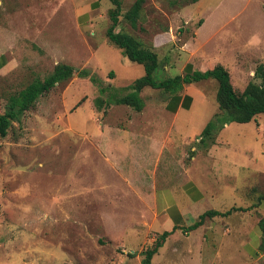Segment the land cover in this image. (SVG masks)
<instances>
[{"label":"rangeland","instance_id":"rangeland-1","mask_svg":"<svg viewBox=\"0 0 264 264\" xmlns=\"http://www.w3.org/2000/svg\"><path fill=\"white\" fill-rule=\"evenodd\" d=\"M118 1L114 31L130 34L156 54L157 81L188 73L182 71L188 63L200 72L220 65L235 91L242 92L255 68L264 64V0H199L183 7L169 0H145L133 28L124 15L135 0ZM114 9L110 0H0V56L7 62L0 70V114L8 111L10 97L47 78L57 64L75 70L0 137V264H140L141 253L163 233L156 230V235L149 225L152 213L145 199L152 176L145 171L134 182L106 161L105 125L125 129L128 116L137 113L114 100L131 94L134 81L145 74L143 65L126 61L106 36L108 12ZM164 33L153 48L154 37ZM80 71L88 76L77 77ZM217 86L212 78L187 84L193 109L180 114L170 139L197 145L200 126L204 129L220 114ZM161 93L146 87L138 95L154 119L159 114L151 109L163 105ZM165 122L155 126L156 133L164 135ZM228 125L227 130L220 125L213 139L256 140L264 152V114L246 124ZM256 153L260 156L259 148ZM122 171L128 173L127 168ZM244 172L226 178L225 186L231 183L237 191L222 187L218 211L249 203L253 194L243 186L254 178L245 180ZM231 215L241 218L245 213ZM220 217L204 220H211V233L218 225L225 237L233 224L227 216ZM187 232L185 228L174 239L170 232L151 264H237L234 256L225 259L227 246L218 249L208 231L203 237L192 233L191 238Z\"/></svg>","mask_w":264,"mask_h":264},{"label":"crops","instance_id":"crops-1","mask_svg":"<svg viewBox=\"0 0 264 264\" xmlns=\"http://www.w3.org/2000/svg\"><path fill=\"white\" fill-rule=\"evenodd\" d=\"M86 8L89 9L90 7ZM205 22L206 20L203 19L196 32V41L205 26ZM166 35L164 33L154 37L151 42L152 47L155 48L160 38ZM6 65L7 62L4 56L1 55L0 70L5 68ZM215 66L208 70L213 69ZM193 68L188 63L185 64L182 71L187 70L190 72L193 71ZM186 87L187 84L183 85V88L176 94L162 91L163 93L158 96V99L164 101L163 105L151 109L154 110V114H159L155 119L142 108L140 112L135 111L137 113L128 116L129 119L124 123L125 129L112 127L107 123L105 125L108 131V140L105 144L106 161L113 163V169L120 176L134 182L137 177L145 175V171H148V176L153 178L150 187L151 192L145 199L150 205L152 213V220L149 223L150 228L155 230L156 235L158 234L156 230L160 229H162V232H172L169 238L173 239L177 238L185 228L187 229L196 223L202 214L207 211H218V198L220 192L223 191L222 187H232V191H237V187L231 183L225 186V180H228L226 178L233 180L235 175L242 172V170L245 171L243 178L246 180L252 177L254 180H247L243 189L253 194V196L247 200L249 203L243 207L230 208L244 209V211L234 212L245 213L244 217L241 218L227 216L229 222L233 224L231 231L227 229L226 236H220L219 232L223 230L216 225L213 233H211V220H203L198 228L187 233L190 238L192 233L195 232H200L199 236L203 237V234L208 231L209 237L215 239L214 241L218 243V249L221 250L222 247L224 251L225 246H227L224 254L225 259L228 256H234V258H237V264H264V251L259 250L261 231L258 227L259 219L257 218V214L264 216V160H261V157L264 156L263 145L258 144L256 140L254 142L245 140L246 143H243V140L216 137L213 139V143L205 147L200 144L190 146L189 141L182 138L178 140L170 139L171 132L179 127L176 121L179 119L180 114L182 112L190 113L193 109L194 100L187 94ZM161 120L166 121L164 124L168 126L164 131V135L162 132H155V126H161L159 123ZM168 121L170 123L167 125ZM200 127L199 135L203 130L202 126ZM228 128L229 125L225 124L224 129L227 130ZM110 129L113 134H110ZM178 135L184 137L181 133ZM199 140L200 137L196 143ZM257 148L260 150V156L256 153ZM114 153L116 156H114ZM163 160L166 163L162 165ZM124 168L128 169L126 175H122V169ZM227 175L229 176L227 177ZM257 177L260 178L261 182L255 180ZM226 211L218 212L223 213ZM209 219L216 220L215 217ZM142 221H144V218H142ZM216 222L218 223V221ZM221 222L227 223L224 220H221ZM221 224L223 223L219 222V225Z\"/></svg>","mask_w":264,"mask_h":264},{"label":"trees","instance_id":"trees-1","mask_svg":"<svg viewBox=\"0 0 264 264\" xmlns=\"http://www.w3.org/2000/svg\"><path fill=\"white\" fill-rule=\"evenodd\" d=\"M110 1L115 5V9L108 12L111 26L106 31L107 38L111 43L122 50V54L125 58L131 62L143 65L145 71L144 76L134 81L131 86V90L133 91L131 94L114 100L116 105L128 106L135 111L140 112L143 108V103L138 95L145 87H151L170 94H176L183 88V85L212 78L218 84L216 102L220 114L215 115L199 135L200 140L197 144L205 147L213 143V136L220 125L224 126L225 124L233 122L244 124L252 121L255 116L264 114V64H259L255 68L253 79L247 83L242 92L235 91L228 71L220 65L205 72L188 71V73L182 76L178 75L157 81L154 78V73L158 69L156 54L143 48L142 43L130 34L122 31H114L119 25V1ZM169 1L172 6L183 7L194 4L199 0ZM144 3L145 0H135L131 9L124 15L125 20L128 21L132 28L135 27L139 20L140 11L142 10ZM74 72V68L70 65L57 64L47 78L42 81L37 80L32 82L19 91L15 96L10 97L8 111L4 114H0V137H5L7 135L11 122L16 120L23 112L33 108L36 100L40 96L50 92L56 84L70 80L74 75ZM110 75L112 76L113 74L110 73ZM85 76H88L86 71H80L77 73V77ZM90 79L92 82L96 83L94 77H90ZM234 211H244V209H230L223 213L218 211H207L199 217V220L196 223L188 227L187 230L190 231L198 228L206 217H226ZM258 227L261 231V244L259 250L264 251V216H260ZM169 234L170 232H163L158 235L154 240L153 245L141 253L143 259L140 264H151L153 256L156 255L158 250L163 246Z\"/></svg>","mask_w":264,"mask_h":264}]
</instances>
